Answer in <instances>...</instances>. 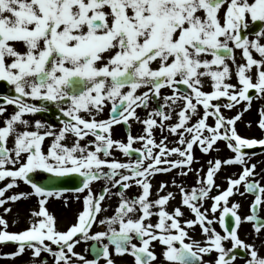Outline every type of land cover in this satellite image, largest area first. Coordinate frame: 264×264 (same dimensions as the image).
<instances>
[{
    "label": "snow or ice",
    "instance_id": "1",
    "mask_svg": "<svg viewBox=\"0 0 264 264\" xmlns=\"http://www.w3.org/2000/svg\"><path fill=\"white\" fill-rule=\"evenodd\" d=\"M0 82V248H14L0 259L264 264V169L246 151H264V135L238 130L264 102V0H0ZM48 113L57 123L36 118ZM196 149L211 157L206 170ZM228 167L240 171L225 188ZM237 195L254 196L250 214ZM33 197L28 226L10 231L6 216ZM54 200L81 205L65 230Z\"/></svg>",
    "mask_w": 264,
    "mask_h": 264
},
{
    "label": "flooded vegetation",
    "instance_id": "2",
    "mask_svg": "<svg viewBox=\"0 0 264 264\" xmlns=\"http://www.w3.org/2000/svg\"><path fill=\"white\" fill-rule=\"evenodd\" d=\"M254 27L255 26H252L250 29L252 30ZM207 89L208 88L206 86L205 90H207ZM8 91H9V88H8V86H7L6 83H5V86H0V93H8ZM164 91L167 92V90H164ZM251 94L254 95V91H252ZM261 104H262L261 101L260 102H254L253 101V106H252V108H251L250 111H252L254 109V112L256 113V115H258V109L260 108V105ZM110 107L111 106L109 105L108 108L105 109V112L103 114V118H108V115H109V112H110ZM10 111H11V109H10ZM140 114H141V116H144L145 115L144 112H141ZM227 114L230 115V113H227ZM246 117H247V113H245L244 116L242 117V120L238 122V130H239V132H242L243 133V130H241L240 127L244 126V124L247 123L246 122ZM36 118L44 119V120L50 121L52 123H57V121L55 120V116H54L53 113L44 114V115L38 116ZM258 118H259V116H257V120H258ZM257 120H255V125H256ZM248 122H250V121H248ZM140 127H141L140 125H136V124L133 125V129H132L133 135H136V134H138L140 132ZM125 135H126V129H125V127L123 125L117 126L116 129H115V136H116V138H123V137H125ZM240 135H242V134H240ZM262 135H264V133H262L257 128L256 131L254 133H252L251 137H257V138H259ZM221 146L224 147L223 144H221ZM45 147H47V142L45 144ZM195 155L199 159L200 163L194 165V167L199 168L201 166H204L205 167V170H206V167H207L206 161L209 158H211V157L202 154L199 151V149H196ZM121 158L123 159V157H121ZM260 171L261 170H258L257 172H260ZM224 177H226V176H224L223 174H219V178H224ZM257 178H259V177H257ZM169 179H170L169 176H159V177H157V181L155 183H158L161 180H169ZM186 183L189 186H193L195 184V175L194 174H190V176L186 179ZM28 190H29V187L28 186H25V185L21 184V186L18 189H16L15 191L20 192V191H28ZM170 190H172V189H170ZM135 194H136V190L135 189H133L131 192H129V195L130 196L131 195H135ZM253 199H254V197L251 196V195H247L244 198H242V197H240V196L237 195V196H235V197L232 198L233 202H240L241 203L242 207L240 209V214L242 216H245V215L250 214V203H251V201ZM113 200H115V198ZM178 201H179V196H177V198H176L175 201H172L171 202V206H170V209L169 210H171L172 207L176 206L178 204ZM113 203L114 204H112V209H114L115 206H116V202L113 201ZM35 208H36V199L34 197L32 199L28 200V201L23 202V203H18L14 207L15 214L17 212V216L19 217V222H21L20 223V226L18 227V230L17 231H19L21 229H24V228H26L28 226V220H29V216H30V210L35 209ZM48 208H49V211L51 213H53L54 211H56V214H55L56 215L55 216L56 218H58V217L65 218L66 217V219L68 221V217H69V213L70 212H69L68 207H66L62 202L55 201L54 200L52 203H50L48 205ZM259 215L262 216V217H264V209H262L259 212ZM68 226H69L68 224H64L62 226L61 230H65ZM58 227H59V223H58ZM215 227L217 228L218 231H222L220 229L219 224L215 225ZM252 232H253V230H252L251 224L250 223H244L243 226H242V228L239 231V235H240V237L242 239L246 240L249 243H252L253 242V234H252ZM193 235L195 236L196 239H201L202 238L200 236V234H199V230H197L196 233H193ZM261 239H264V235L261 236ZM256 243H257V245H259V241H256ZM83 245L84 244H81L76 250L79 251V252H83ZM13 250H14L13 246L3 247V248H0V254L7 253V252H11ZM160 251H161L160 247H157L156 248V252L159 254ZM262 254H264V253H262ZM89 258L91 259L92 257L89 256ZM50 259L51 258H49V260ZM161 259H162V257H161ZM28 260H29V256L28 255H24L21 258H17L15 261H13L11 259H0V264H26V262ZM101 262L103 264V261H101ZM118 264H132V258L131 257H125L123 262H121V261L118 260ZM238 264H244L243 260H239L238 261Z\"/></svg>",
    "mask_w": 264,
    "mask_h": 264
},
{
    "label": "rangeland",
    "instance_id": "3",
    "mask_svg": "<svg viewBox=\"0 0 264 264\" xmlns=\"http://www.w3.org/2000/svg\"><path fill=\"white\" fill-rule=\"evenodd\" d=\"M237 55H239V54L237 53ZM207 90H210V89H207ZM254 102H260V100H254ZM261 108H264V102H262V104L260 105L259 109H261ZM259 109H258V111H259ZM232 114L233 113H230V115H232ZM257 116L258 115H256V113L254 112V109L252 111H250V112H247L246 122L248 123V121H250L252 126H251V128H248L247 127V123L244 124V126L240 127V129L243 130V133L242 132H239V133L242 134L245 137H251L252 133H254L256 131V129H257V125H255V120H257ZM221 148L223 150L219 153L220 156H228V155H230V153L227 152L226 149H224V147L221 146ZM213 155H216V153H213ZM251 162L257 164L256 171L264 169V153H261V154L253 156ZM239 171H240L239 168L228 167V168L225 169V171L221 172L220 174H223L224 176H228V175H232L233 173H238ZM217 183L221 184L222 187H225V188L227 187V184H226V181H225L224 178H219L217 180ZM99 187H100V184L97 183L96 188L99 189ZM113 201L116 202L115 200H112L111 201V205L114 204ZM68 209H69V212H70L69 213V217H68V221H67L66 217L65 218H61V217L57 218L58 219L57 221L59 223L60 229L62 228V226L64 224L70 225V224L75 222L76 215L79 212V210H81V205H80V203L73 201L71 203L70 208L68 207ZM112 211H113V209H112V206H111V208H109V211L106 212L105 215L113 214ZM53 213L55 215L56 211H54ZM14 214H15V210L13 209V212L6 216V218L8 219V221L10 223V225H12V227L10 228L11 231H17L18 227L20 226V223H21V222H19V217L17 216V212H16L15 215ZM94 230H98V229H94ZM84 248H85V245H83V251H84ZM101 264H102V262H101Z\"/></svg>",
    "mask_w": 264,
    "mask_h": 264
},
{
    "label": "water",
    "instance_id": "4",
    "mask_svg": "<svg viewBox=\"0 0 264 264\" xmlns=\"http://www.w3.org/2000/svg\"><path fill=\"white\" fill-rule=\"evenodd\" d=\"M248 151L258 153L259 152V149L257 148V149H252V150H248ZM69 186L71 187V185H69Z\"/></svg>",
    "mask_w": 264,
    "mask_h": 264
}]
</instances>
